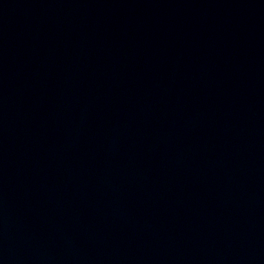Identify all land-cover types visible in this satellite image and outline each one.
I'll use <instances>...</instances> for the list:
<instances>
[{"label": "water", "instance_id": "95a60500", "mask_svg": "<svg viewBox=\"0 0 264 264\" xmlns=\"http://www.w3.org/2000/svg\"><path fill=\"white\" fill-rule=\"evenodd\" d=\"M0 264H264V0H0Z\"/></svg>", "mask_w": 264, "mask_h": 264}]
</instances>
